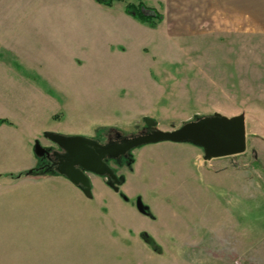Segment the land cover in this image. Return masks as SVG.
<instances>
[{
    "label": "rangeland",
    "instance_id": "1",
    "mask_svg": "<svg viewBox=\"0 0 264 264\" xmlns=\"http://www.w3.org/2000/svg\"><path fill=\"white\" fill-rule=\"evenodd\" d=\"M259 9L211 7V22L176 29L162 18L106 48L117 39L107 28L122 24L88 37L98 11L89 0H0V264H264V1ZM40 32L28 68L17 46L33 48ZM215 112L245 116L244 152L204 160L192 142L143 144L132 163L110 162L125 178L119 191L87 173L92 197L36 169L46 132L133 135L145 119L172 130Z\"/></svg>",
    "mask_w": 264,
    "mask_h": 264
},
{
    "label": "water",
    "instance_id": "2",
    "mask_svg": "<svg viewBox=\"0 0 264 264\" xmlns=\"http://www.w3.org/2000/svg\"><path fill=\"white\" fill-rule=\"evenodd\" d=\"M47 135L53 141L63 147L74 161L69 164L72 171L59 169V173L66 174L70 181L81 187L85 195L92 197V183L87 171L100 175H107L108 182L119 191V185L125 180L115 173L113 168L102 161V157L107 152L111 156L117 157L127 150L148 143H156L164 140L173 142H192L204 148V160L216 157L229 156L242 153L246 150V122L243 114L228 117L215 112L213 115L200 117L189 121L182 126L163 130L155 129L152 132L126 139V144L101 145L91 142L80 135H64L57 132H48ZM91 145H94L92 147ZM35 153L38 156L46 154L45 148L39 141L35 142ZM80 163L82 168L74 165ZM30 169L29 172H32ZM137 207L144 211L143 203L138 201Z\"/></svg>",
    "mask_w": 264,
    "mask_h": 264
},
{
    "label": "crops",
    "instance_id": "3",
    "mask_svg": "<svg viewBox=\"0 0 264 264\" xmlns=\"http://www.w3.org/2000/svg\"><path fill=\"white\" fill-rule=\"evenodd\" d=\"M89 1L94 7V10L96 9L98 11L95 13V15H93L90 12L92 17L89 18V21L93 23L96 22L97 27L93 26V28L92 27L87 28L89 32L88 37H92L93 35H95V32H94L95 29L97 30L98 35L101 37V35H103L101 32L105 31L104 25H105V21L107 20L114 21V22L119 20L120 23L122 24L121 26L119 24L117 28H114V27L107 28L108 31L111 29L112 31L114 30L115 36L117 37V39L115 40V42H112V43L108 42L106 45H104L106 48L117 47L116 45L118 44H122L123 46L129 45V40L133 39L132 36H130V34H134L135 31L136 32L146 31L145 23H142L136 20L131 15L127 14L125 11V6L122 8L120 7L121 5L115 6L116 4L121 3L120 1L114 2L112 6L104 5L98 2L97 0H89ZM143 1L147 5L154 7L155 9L158 10L157 6L154 5L155 4L154 1L152 2L150 0H143ZM263 1L264 0H190L186 3L184 2L185 4L189 5V6L187 5L188 6V10L186 11L187 13H181V11L177 9L178 6L180 7L178 0H160L159 4L166 7L165 8L166 12L169 11L166 17H164L163 15V18L167 19L168 23L173 24L172 27L176 29L178 28V25H181V23L183 22H194V21H202V22H208V23L211 22V7L216 9L219 6L222 8L224 12H228V14L234 12L238 16H247L248 13L253 14L256 12H262L259 9V7H262ZM175 3H177V5ZM181 4L183 5V3ZM223 7L225 9H223ZM159 11L161 10L159 9ZM246 18L247 17H243V18L239 17V18H236V19L233 18V19L244 21ZM133 20H135L136 22H140V23L133 22ZM115 29H117V31ZM3 32H4L3 30L2 32L0 31V34H1L0 44L2 43L3 46L4 45L6 46L5 38H7V36L5 37ZM40 34L41 32L37 34V37L34 40L35 46L33 48L30 47L29 44H27L26 49H22L20 48V46L19 47L17 46L18 54L20 55L19 57L20 59H22V61H25V63L28 64L27 65L28 68L30 66L29 62H32L39 56L38 48L36 46H39L40 44V37H41ZM84 35L86 36V30H85ZM136 35H138V32ZM84 42L86 41L81 42L79 46ZM3 46H0V60L5 54H7V51H6L7 48ZM84 46L83 47L81 46V47L84 48ZM101 46H103V44H101ZM33 51H35L36 53H34ZM84 53L85 55H82V53H78V54H75V57L73 59L70 58V60L73 61L74 66H82L87 62L85 61L87 57L86 51H84ZM83 56L84 57L86 56V57L82 59ZM15 62H17L16 58H15ZM17 63L19 64L21 68H24L23 63L21 64L20 60ZM0 66L8 67L9 66L8 60L6 62L0 61ZM10 66L14 68V64L12 62H10ZM37 66L38 64H36V67ZM19 75L26 76L27 78H29L28 75L22 72H19Z\"/></svg>",
    "mask_w": 264,
    "mask_h": 264
},
{
    "label": "flooded vegetation",
    "instance_id": "4",
    "mask_svg": "<svg viewBox=\"0 0 264 264\" xmlns=\"http://www.w3.org/2000/svg\"><path fill=\"white\" fill-rule=\"evenodd\" d=\"M156 125L157 124L155 123L154 120L145 119V126L138 129L137 132L134 133L133 135H125L122 131L119 130V131H116L112 135L111 134L105 135V133H104L102 136L98 137V139L95 137H88V136L87 137L83 136V137L87 138L91 142L92 141L97 142L101 145H109V144L124 145V144H126L127 138L130 139V138H133V137H136L139 135H143V134L152 132L153 130H155L157 128ZM157 129H159V128H157ZM47 133L48 132L45 133V137L50 142V144L49 145H42L41 144L45 148L46 154L41 156V158H40V159H42L40 161L41 165L38 166L36 169H38V170H50V171L51 170L58 171L59 169H64L65 171H72L73 167H71L69 164H71L74 161V158L69 156L67 151L63 147H61L57 142L50 139V137L47 135ZM91 146L94 147V145H91ZM135 148L136 147L131 148V149L127 150L125 153L120 154L117 157L111 156L109 154V152H107L105 154V156L102 157V161L104 163H106L108 166H110L111 161L118 162L119 165L122 162L132 163L133 160H132L131 152ZM74 166L76 168H82L80 163H76ZM111 168H113V167H111ZM113 170L117 174V171L114 168H113ZM85 172L87 174L88 172H91V171L86 170ZM91 173H94V172H91ZM95 174H97V173H95ZM63 175L67 176L66 174H63ZM98 175H100V174H98ZM117 175H118V177L120 176L119 174H117ZM101 176L107 177V175H101ZM120 178H122V176H120ZM107 179H108V177H107ZM124 181L122 183H124Z\"/></svg>",
    "mask_w": 264,
    "mask_h": 264
},
{
    "label": "trees",
    "instance_id": "5",
    "mask_svg": "<svg viewBox=\"0 0 264 264\" xmlns=\"http://www.w3.org/2000/svg\"><path fill=\"white\" fill-rule=\"evenodd\" d=\"M98 2L112 6L116 1H124V0H97ZM125 11L127 14L134 17L136 20L148 24L151 27H156L159 22H161L163 16L162 14L155 9L147 5L143 0H137V2H128L125 5ZM4 119H0V123L3 122Z\"/></svg>",
    "mask_w": 264,
    "mask_h": 264
}]
</instances>
